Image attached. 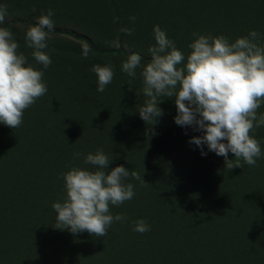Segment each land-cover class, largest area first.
I'll list each match as a JSON object with an SVG mask.
<instances>
[{"label":"rangeland","instance_id":"1","mask_svg":"<svg viewBox=\"0 0 264 264\" xmlns=\"http://www.w3.org/2000/svg\"><path fill=\"white\" fill-rule=\"evenodd\" d=\"M38 3L45 6L42 15L53 11L54 27L84 33L94 45L103 48H115L113 44H118L120 38L125 49L144 56L151 57L148 49L155 45V26L166 33L185 57L190 53L188 46L199 36H223L233 43L256 31L260 34L258 43L264 44V0H40ZM0 5L7 7L6 19L14 15L28 17L34 9L31 0H4ZM122 26L131 29L132 34L120 35ZM26 30L12 34L14 41L21 43L18 54L34 62V49L25 43ZM84 45L65 37H48L47 48L42 51L52 63L46 69L40 64L30 65L43 72L47 92L25 110L22 121L30 126L36 124L39 118L33 109L43 105L39 115L58 123L66 107H57V112L51 113L56 98L62 99L63 104L73 99L71 104L75 108L67 109L76 110L72 115L84 123L90 122V126L86 123L91 147L88 149L103 150L108 156L110 164L105 171L123 166L139 173L142 180L131 176L124 179L123 183L134 186L135 195L119 206L110 205L111 215L126 219L114 221L105 236L73 234L57 224L52 205L64 201L65 173L73 168L96 171V167L87 166L79 157L65 171L47 153L34 151L31 144L27 156L31 159L37 154L40 164L31 160L23 169L14 163L10 152L0 149V264H152L180 247L181 242L171 237L189 232V210L198 222L195 235L201 239L199 251L204 248L203 243L214 239V234L230 227L232 232L250 235L248 246L261 248L264 254V236L258 227L264 228V208L259 213L252 210L264 199L261 191L264 126L254 128L251 133L261 147L256 165L249 166L241 160L242 168L230 169L225 158L209 151L207 145L202 146L206 153L202 155L200 147L189 143L203 132L193 126L175 124L174 97L158 98L163 100L157 105L163 115L156 118L155 124L149 126L140 119L138 111L148 99L142 91L143 67L130 77L121 70L128 56L88 54L85 58ZM94 65L113 69L112 82L104 92L96 91L97 76L91 71ZM261 114L264 104L257 110V116ZM3 128L7 126L0 124V129ZM61 132L67 136L68 128ZM105 138L108 144L104 143ZM228 159L235 164L231 153ZM138 220H143L150 230L143 234L134 231ZM25 223L27 232L22 229ZM195 235L187 240L189 248ZM42 241L46 246L40 249L38 244Z\"/></svg>","mask_w":264,"mask_h":264},{"label":"clouds","instance_id":"2","mask_svg":"<svg viewBox=\"0 0 264 264\" xmlns=\"http://www.w3.org/2000/svg\"><path fill=\"white\" fill-rule=\"evenodd\" d=\"M7 14V7L0 5V24ZM53 14L48 10L25 33L26 46L34 49V60L45 69L52 63L42 50L47 48L49 33L54 30ZM120 31L132 34L128 28L122 27ZM153 32L155 45L148 49L151 60L141 71L142 91L148 99L138 111L140 119L149 126L155 124L156 118L163 115L157 107L163 100L158 98L174 97L175 124L193 126L194 130L203 132L201 137L189 141L201 148L202 155L206 154L202 146L207 145L209 151L225 158L230 169L242 168L241 160L255 166L261 157V147L251 133L254 128L264 126V114L257 116V110L264 104V44L258 43L260 34L252 31L233 43L223 36H199L188 46L190 53L185 57L159 26ZM113 46L118 44L114 42ZM18 48L12 32L0 27V124L11 129L21 125L25 110L47 92L43 72L27 65V58L18 54ZM90 50L85 44V58ZM141 59L135 53L128 55L121 70L134 77ZM91 71L97 76L96 91L104 92L114 76L112 67L94 65ZM229 153L235 164L228 159ZM84 162L97 170L73 168L65 173L66 196L52 208L57 224L63 229L73 234L87 232L103 237L114 221L126 219L111 215L110 205L119 206L135 195L134 186L123 183L124 179L129 176L142 179L139 173L123 166L105 171L110 161L103 150L87 154ZM133 230L143 234L150 227L138 220Z\"/></svg>","mask_w":264,"mask_h":264},{"label":"trees","instance_id":"3","mask_svg":"<svg viewBox=\"0 0 264 264\" xmlns=\"http://www.w3.org/2000/svg\"><path fill=\"white\" fill-rule=\"evenodd\" d=\"M0 2L4 3V0H1ZM31 2L34 3V9L30 16L26 17L14 15L8 19L5 18V21L0 24V27L7 28L11 32H14L19 29H28L29 26L35 25L38 18L42 16L45 6L38 3L40 0H31ZM122 27H119L120 35H122V32L120 31ZM49 37H65L78 43L87 44L91 49L88 54L91 55L117 57L122 55L128 56L135 53L140 55L142 58L141 67H144L151 60L150 56H144L137 51L125 49L122 46L120 38L118 40V46L115 48H103L94 45L92 39L86 34L65 27H54V30L49 33ZM15 42H17L18 45H21L19 41ZM74 45L76 46V44ZM17 51L18 53L21 52L20 46ZM33 64L35 67H38L36 66L38 64L36 61L33 62L27 59V65ZM56 100L57 101L54 104L55 107L52 106L50 109L52 111L51 113H56V109H58L57 107H66V110L63 112L62 119L58 123H51L50 121H47L46 117L39 115L43 112V105L40 103L42 107L33 109L35 114L38 116L36 118H39L36 124L34 123V125L30 126L25 121H22L18 128L11 129L7 127L6 129H0V149H4L6 153L10 152L14 163H18L20 168L26 169L27 163L31 160L35 165L40 164L39 156L34 152L31 159L27 156V147L31 144H34V151L36 149L47 153L52 158V162L59 165V167L65 171H67V168L70 167L73 159L75 161L77 158L82 157V160L84 161L87 154L96 153L91 149H88V147L91 148L88 144L89 139L87 137L90 122L86 121V123H88V126H86V123L72 115L76 112V110L69 111L67 109V107L75 108L72 106L74 104H71V102L73 103V99L72 101L68 100L67 104H63V101L60 98H56ZM64 128H68L67 136L62 135L61 131ZM30 131L34 132V134H31ZM46 136L50 137L46 138ZM107 142L109 141L105 138L104 143L108 144ZM72 147H74V149ZM77 153H79V156H77ZM7 162L8 157H5V163ZM113 162L115 163L116 160L113 159ZM88 165L91 166L90 164H87V166ZM261 191H263L264 194V190ZM263 204L264 199H262L260 204L252 210L259 213L260 210L264 208ZM260 206L263 207L259 208ZM188 213H191L189 216L191 220L189 224V232L176 233L171 237L173 240L181 242L180 247L165 253V255L160 259H155L152 264H264V254L262 253L261 248L248 246L249 241L247 240L248 238L250 239V235L245 237L243 234H237V232H232L230 227L225 231H221L220 234H214V239H210L208 240L209 242L207 241V243H203L205 244L204 248L199 251L198 244L200 245L201 239L195 235V229L198 222L193 217L195 214L191 210H189ZM258 227L259 232H262L264 236V228H262V226ZM22 229L24 232H27L28 226L26 223L23 225ZM194 235L195 237H193V242H191V248H189V246H187V240L189 241V239H192V236ZM45 246V241L38 244V248L40 249ZM262 247L264 248V239L262 241ZM48 249H50V247Z\"/></svg>","mask_w":264,"mask_h":264}]
</instances>
